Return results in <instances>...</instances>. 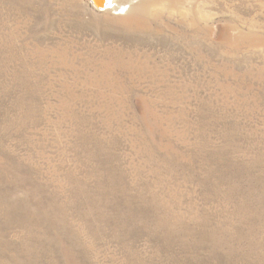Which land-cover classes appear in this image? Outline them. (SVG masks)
<instances>
[{
	"label": "rangeland",
	"instance_id": "374dc122",
	"mask_svg": "<svg viewBox=\"0 0 264 264\" xmlns=\"http://www.w3.org/2000/svg\"><path fill=\"white\" fill-rule=\"evenodd\" d=\"M0 264H264V0H0Z\"/></svg>",
	"mask_w": 264,
	"mask_h": 264
},
{
	"label": "water",
	"instance_id": "95a60500",
	"mask_svg": "<svg viewBox=\"0 0 264 264\" xmlns=\"http://www.w3.org/2000/svg\"><path fill=\"white\" fill-rule=\"evenodd\" d=\"M91 1L99 9L104 8L108 2V0H91Z\"/></svg>",
	"mask_w": 264,
	"mask_h": 264
},
{
	"label": "bare ground",
	"instance_id": "6f19581e",
	"mask_svg": "<svg viewBox=\"0 0 264 264\" xmlns=\"http://www.w3.org/2000/svg\"><path fill=\"white\" fill-rule=\"evenodd\" d=\"M110 0H108V3H109ZM109 5V4H108Z\"/></svg>",
	"mask_w": 264,
	"mask_h": 264
}]
</instances>
